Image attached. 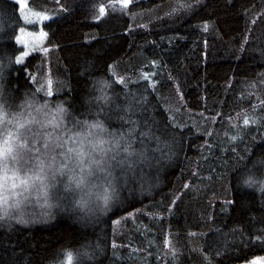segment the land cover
Masks as SVG:
<instances>
[{
	"label": "trees",
	"instance_id": "trees-1",
	"mask_svg": "<svg viewBox=\"0 0 264 264\" xmlns=\"http://www.w3.org/2000/svg\"><path fill=\"white\" fill-rule=\"evenodd\" d=\"M28 2L55 17L39 29L44 43L5 73L2 84L15 104L27 95L54 112L61 103L65 128L91 123L96 82L114 80V69L127 84L106 91L118 93L120 104L141 101L133 119L151 125L162 151L149 144L146 162L121 176L114 193L89 195L88 211L42 208L38 193H29L18 211L38 222L11 232L0 227V264L14 254L31 264H60L71 254L80 263L86 246L93 253L86 264H204L201 253L225 241L223 264L264 257V246L247 236L264 201L235 179L264 157V0H133L127 9L111 7L114 0ZM0 23L25 26L15 0H0ZM111 115L109 132L125 131ZM102 193L112 196L115 211H103Z\"/></svg>",
	"mask_w": 264,
	"mask_h": 264
},
{
	"label": "snow or ice",
	"instance_id": "snow-or-ice-1",
	"mask_svg": "<svg viewBox=\"0 0 264 264\" xmlns=\"http://www.w3.org/2000/svg\"><path fill=\"white\" fill-rule=\"evenodd\" d=\"M59 2V0H58ZM200 0H197L199 3ZM133 0H114L111 7L119 4L127 9ZM26 0H15V10L19 12V19L31 23L30 15L41 20L50 19L37 12L28 13ZM180 7L191 8L192 5L182 4ZM105 7H99V14L105 15ZM207 31L209 25L205 24ZM0 82L4 80L6 71L13 63L21 65L30 54L25 50L28 42L25 39V29L19 24L5 25L0 28ZM31 35V33H28ZM46 33L41 32L44 37ZM17 46L19 50L17 51ZM8 49H11L9 51ZM114 68V66H112ZM114 80H100L96 82L99 95L94 97L96 113L91 123L87 120H75L73 129L64 127L67 109L58 103L55 111L48 109V102L37 105L34 99L26 95L23 102L15 104V100L0 83V227H6L9 232L16 225L28 227L37 223L35 218H26L22 211H18L29 193H38L42 208H72L82 211L90 210L89 195L96 187L94 181H102L107 185L106 191L115 192V183L126 176L128 171L144 164L147 157L148 145L153 141L157 147L153 151H162L159 147L160 137L153 131L151 125L141 126L136 115L137 106L141 101L135 97L118 102V93L109 95L106 89L113 87V83L126 86L127 81L117 78L118 74L111 73ZM147 79V77H144ZM37 89L36 91H42ZM45 96H52L51 81L44 90ZM91 103V102H90ZM115 114L119 121L127 125L125 131L119 134L109 132L108 119L104 110ZM244 119V124H249ZM107 134V136L105 135ZM236 139V137H232ZM137 141L140 147H136ZM249 164L251 165L249 167ZM245 170L237 175L236 183L261 193L264 201V157L250 160L244 166ZM187 187V186H186ZM78 196V198H77ZM105 213L115 211L117 206L112 203V196L105 195ZM232 204V201H226ZM247 230L248 242L264 246V213L259 217L249 218ZM236 229H233L235 232ZM175 256L170 241L165 242ZM115 247V245H113ZM227 241L223 245L210 246L204 257V264H223L226 256ZM69 259H71V254ZM80 264L91 260L93 253L87 246L79 254ZM221 257L215 261V257ZM10 264H31L22 257L14 254ZM250 264H259L258 260Z\"/></svg>",
	"mask_w": 264,
	"mask_h": 264
},
{
	"label": "rangeland",
	"instance_id": "rangeland-1",
	"mask_svg": "<svg viewBox=\"0 0 264 264\" xmlns=\"http://www.w3.org/2000/svg\"><path fill=\"white\" fill-rule=\"evenodd\" d=\"M26 3L27 5L29 6V2L28 0H26ZM31 12H37V13H40L42 16L43 15H46L48 17H50V19H47V20H41L39 19L38 17H33L30 15ZM28 13L30 15V20H31V23H26L24 22L25 26L23 27L25 29V39L27 40L28 42V46L25 50L31 52L35 47H38L41 45V43L45 41L46 39V35L44 37H41L40 36V33L42 30L39 31L40 28H42V26L44 25V22L45 21H49L51 19H53L55 17V13L53 12H48V13H43V12H38V11H35L31 8V6L28 7ZM1 24V23H0ZM34 27H37V29H34ZM0 28H3L2 25H0ZM28 33H31V35H28ZM1 34V33H0ZM3 82V81H2ZM0 82V83H2ZM95 182V181H94ZM101 181L99 182H95L96 184V189H92V193L90 194H94L97 192L99 193V191H106V188L107 186H104L102 183H100ZM116 188V186H115ZM100 189V190H99ZM107 193H111L112 192V189H108L106 191ZM105 194V193H103ZM99 196V197H98ZM92 197L94 198V200H98L100 199V202H101V198H100V195H92ZM48 209V208H47ZM253 260H258L259 261V264H264V257H256L255 259ZM252 261V260H251ZM60 264H80L76 259H66L64 260L63 262H61ZM241 264H250L249 262L247 263H241Z\"/></svg>",
	"mask_w": 264,
	"mask_h": 264
},
{
	"label": "bare ground",
	"instance_id": "bare-ground-1",
	"mask_svg": "<svg viewBox=\"0 0 264 264\" xmlns=\"http://www.w3.org/2000/svg\"><path fill=\"white\" fill-rule=\"evenodd\" d=\"M180 11V10H179ZM164 16V15H163ZM136 22H137V20H136ZM252 36V35H251ZM131 44V43H130ZM263 61V60H262ZM238 62V61H237ZM35 63V62H34ZM36 66H38V65H36ZM118 66V65H117ZM163 67V66H162ZM113 68V67H112ZM141 68V67H140ZM264 68V67H263ZM114 70V69H113ZM126 70V69H125ZM117 71V70H116ZM119 71V70H118ZM123 71V70H122ZM32 72V71H31ZM67 72V71H66ZM124 72V71H123ZM62 73V72H61ZM257 74V73H256ZM62 75V74H61ZM120 75V74H119ZM111 76V75H110ZM107 77V76H106ZM169 77V76H168ZM170 77H171V75H170ZM153 80V79H152ZM62 81V80H61ZM70 82V81H69ZM179 82V81H178ZM60 86V85H59ZM116 86V85H115ZM262 86V85H261ZM131 89V88H130ZM95 92V91H94ZM117 92V91H116ZM130 92V91H129ZM116 94V93H115ZM91 95V94H90ZM70 98V97H69ZM119 99V98H118ZM66 101V100H65ZM67 102V101H66ZM173 102V101H172ZM229 102V101H228ZM91 104V103H90ZM94 104V103H93ZM94 106H95V104H94ZM149 106H150V104H149ZM258 106H259V104H258ZM248 107H250L249 106V103H248ZM89 108H91V107H89ZM87 109V108H86ZM260 109V108H259ZM92 110H93V108H92ZM86 111V110H85ZM90 112V111H89ZM259 113V112H258ZM89 114H91V112L89 113ZM71 115V114H70ZM87 115V114H86ZM93 115V114H92ZM162 115V114H161ZM85 116V115H84ZM94 116V115H93ZM108 116V115H107ZM110 116H112V115H110ZM166 116V115H165ZM74 117V116H73ZM69 118V117H68ZM85 118V117H84ZM91 118V117H90ZM72 119V118H71ZM74 119H76V118H74ZM73 119V120H74ZM72 120V121H73ZM110 121V120H109ZM108 121V122H109ZM114 122V121H113ZM252 124V123H251ZM167 126H168V124H167ZM73 127V126H72ZM109 127V126H108ZM72 129V128H71ZM114 129V128H113ZM116 129V128H115ZM111 130V129H110ZM117 130V129H116ZM264 135V134H263ZM94 189V188H93ZM96 189V188H95ZM100 190V189H99ZM101 192H103V191H101ZM92 193V192H91ZM98 193V192H97ZM34 194V193H33ZM103 194V193H102ZM35 195V194H34ZM106 195V194H105ZM91 197V196H90ZM103 198V197H102ZM98 201V200H97ZM96 201V202H97ZM99 202H100V199H99ZM92 204V203H91ZM95 204V203H94ZM153 215V214H152ZM147 224V223H146ZM149 224V223H148ZM145 225V224H144ZM173 231V230H172ZM146 240V239H145ZM186 245V244H185ZM163 249V248H162ZM190 250V249H189ZM166 251V250H165ZM259 257V256H258ZM263 257V256H262ZM251 258V257H250ZM201 259V258H200ZM255 259V258H254ZM250 263V262H249Z\"/></svg>",
	"mask_w": 264,
	"mask_h": 264
}]
</instances>
